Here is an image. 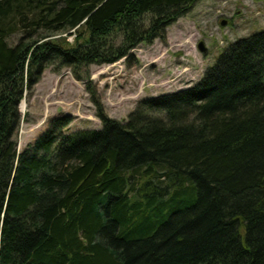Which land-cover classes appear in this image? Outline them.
I'll use <instances>...</instances> for the list:
<instances>
[{"label":"trees","instance_id":"16d2710c","mask_svg":"<svg viewBox=\"0 0 264 264\" xmlns=\"http://www.w3.org/2000/svg\"><path fill=\"white\" fill-rule=\"evenodd\" d=\"M199 1L0 0V264H264V30L125 121L87 84L100 130L18 146L45 70L136 65Z\"/></svg>","mask_w":264,"mask_h":264},{"label":"rangeland","instance_id":"374dc122","mask_svg":"<svg viewBox=\"0 0 264 264\" xmlns=\"http://www.w3.org/2000/svg\"><path fill=\"white\" fill-rule=\"evenodd\" d=\"M226 1L197 2L167 28L166 42L157 39L131 51L138 59L136 65L130 66L124 59L110 65L94 64L81 72V78L75 77L70 68L59 73L48 68L32 95L21 102L19 150L27 148L54 119L64 115L73 118L70 132L101 128L87 84L97 92L106 113L120 121L127 120L144 98L196 85L231 43L264 30V0ZM19 37L13 35L9 42L12 44ZM201 42L205 43L206 52L200 51Z\"/></svg>","mask_w":264,"mask_h":264},{"label":"water","instance_id":"95a60500","mask_svg":"<svg viewBox=\"0 0 264 264\" xmlns=\"http://www.w3.org/2000/svg\"><path fill=\"white\" fill-rule=\"evenodd\" d=\"M225 24H226V21H223L222 25H225ZM199 48H200L201 51H205L206 50L205 44L203 42L200 43Z\"/></svg>","mask_w":264,"mask_h":264},{"label":"bare ground","instance_id":"6f19581e","mask_svg":"<svg viewBox=\"0 0 264 264\" xmlns=\"http://www.w3.org/2000/svg\"><path fill=\"white\" fill-rule=\"evenodd\" d=\"M23 105H25V104H23Z\"/></svg>","mask_w":264,"mask_h":264}]
</instances>
